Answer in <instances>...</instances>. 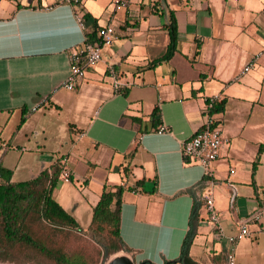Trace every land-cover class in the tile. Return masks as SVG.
Masks as SVG:
<instances>
[{"label":"crops","instance_id":"1","mask_svg":"<svg viewBox=\"0 0 264 264\" xmlns=\"http://www.w3.org/2000/svg\"><path fill=\"white\" fill-rule=\"evenodd\" d=\"M116 1L82 0L76 10L66 0H0V166L15 182L61 165L70 180L60 176L52 198L81 233L104 186L122 187L121 252L134 264L179 257L195 198L194 264H226L229 251L236 264H264V218L231 245L199 200L212 194L226 237L264 208V51L254 58L264 45V0H125L119 8ZM170 12L178 49L152 65L167 53ZM107 25L115 39L101 61L73 90L60 88L70 50ZM215 96L224 109L210 116L205 100ZM156 107L158 127L150 120ZM14 115L18 124L3 139ZM207 118L228 144L204 175L181 149Z\"/></svg>","mask_w":264,"mask_h":264},{"label":"trees","instance_id":"2","mask_svg":"<svg viewBox=\"0 0 264 264\" xmlns=\"http://www.w3.org/2000/svg\"><path fill=\"white\" fill-rule=\"evenodd\" d=\"M166 30L169 37L167 53L154 60L151 63L152 65L169 60L178 49L177 24L172 12L169 13ZM97 34L98 31L91 35H86V41L91 44L98 43ZM223 109L224 101H221L215 103L213 108L208 111V114L211 116L222 112ZM150 120L155 127L159 126V108H154L150 115ZM23 122L24 118L21 119L20 123ZM263 151L264 144L259 146L258 155ZM50 170L41 172L36 178L29 181L13 182L11 180L12 171L0 166L1 257L5 256L7 251L5 249L23 244L41 251L45 257L55 263L64 264L66 258H70L61 244L47 247L36 234L37 229H40V231L69 229L76 233L81 232V228L75 220L52 198V191L63 172V168L61 165H54ZM123 191L124 189L120 186L116 187L114 191L108 190L104 186L99 201L92 210V218L87 231L95 238L103 240L104 258H108L119 251H127L119 236L120 206ZM200 207V203L195 198L189 217V230L183 239L179 257L173 261H165L163 264H194L189 258L188 252L196 235V222L200 216ZM139 264L152 263L144 261Z\"/></svg>","mask_w":264,"mask_h":264},{"label":"built area","instance_id":"3","mask_svg":"<svg viewBox=\"0 0 264 264\" xmlns=\"http://www.w3.org/2000/svg\"><path fill=\"white\" fill-rule=\"evenodd\" d=\"M82 0H66L67 4L73 6L80 4ZM126 1L119 0L115 2V7H125ZM79 26L83 27V22L80 17H76ZM97 37L99 42L95 44L88 43L86 40L82 42L78 48H72L69 55V75L68 78L61 84L60 88L66 90H73L75 84L84 78L86 71L97 65L102 59V47L111 46L115 39L114 28L110 25L104 26L98 30ZM264 51V45L262 50L255 55V59L259 58ZM254 66L251 62L247 64L241 74L246 73ZM117 81H114L113 87L118 88ZM217 97H211L205 100L206 110H211L214 106ZM36 108H33L35 111ZM165 133V128L160 127L158 134ZM228 144V139L224 137L221 129L214 124L211 118H207L203 127L187 138L182 146L181 153L190 162L198 164L204 175L208 174V167L212 162H215L221 150ZM61 179L64 182H69L70 174L68 171H63ZM199 200L204 204L207 213L209 214V221L214 225L217 230L218 236L226 238L229 244H234L250 236L248 229V223H257L264 218V208L258 209L255 213L249 216L247 221H243L240 224L239 231L235 235L225 236L222 229L218 224V216L214 208L213 196L209 191H204L200 194ZM226 264H236L235 256L232 251L226 254Z\"/></svg>","mask_w":264,"mask_h":264},{"label":"rangeland","instance_id":"4","mask_svg":"<svg viewBox=\"0 0 264 264\" xmlns=\"http://www.w3.org/2000/svg\"><path fill=\"white\" fill-rule=\"evenodd\" d=\"M73 8L78 10L79 5H73ZM17 124V115H14L10 124L5 129V132H3L4 136L2 135V138L4 139L6 133H9L11 128L14 129V126ZM12 161L15 162V158H12ZM214 164L215 163L210 164V169L213 168ZM30 177L31 176H15L14 179L15 182H23L28 181ZM73 185L75 188H78L75 182ZM36 234H38L43 244L47 247L60 244L64 247V251L70 256V258H66L64 264H107L110 258L115 255L112 254L108 258H104L102 247L103 240L95 238L91 233H76L69 229L41 231L37 229ZM5 250H7L5 256H0V264H59L45 257L41 251L23 244L14 245ZM116 253H118L119 256L125 255L121 251Z\"/></svg>","mask_w":264,"mask_h":264},{"label":"water","instance_id":"5","mask_svg":"<svg viewBox=\"0 0 264 264\" xmlns=\"http://www.w3.org/2000/svg\"><path fill=\"white\" fill-rule=\"evenodd\" d=\"M107 264H134V262L127 256H116L111 259Z\"/></svg>","mask_w":264,"mask_h":264}]
</instances>
